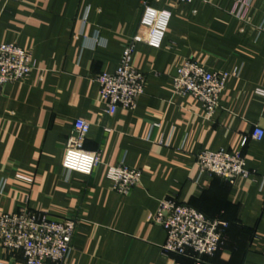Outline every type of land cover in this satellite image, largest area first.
<instances>
[{
  "label": "crops",
  "instance_id": "obj_1",
  "mask_svg": "<svg viewBox=\"0 0 264 264\" xmlns=\"http://www.w3.org/2000/svg\"><path fill=\"white\" fill-rule=\"evenodd\" d=\"M0 0V41L29 51L24 80L0 85V215L23 208L73 219L64 264H264V0ZM171 14L158 46L136 44L133 65L146 74L136 110L105 111L97 77L117 70L139 32L144 4ZM229 73L220 107L206 115L193 95L175 93L186 60ZM91 125L84 148L101 154L91 175L63 168L74 123ZM242 149L248 177L231 184L201 172L203 150ZM140 169L129 193L114 189L111 167ZM172 197L229 223L225 243L197 261L166 253L165 229L152 221ZM26 264L0 245V263ZM50 264V263H49Z\"/></svg>",
  "mask_w": 264,
  "mask_h": 264
},
{
  "label": "built area",
  "instance_id": "obj_2",
  "mask_svg": "<svg viewBox=\"0 0 264 264\" xmlns=\"http://www.w3.org/2000/svg\"><path fill=\"white\" fill-rule=\"evenodd\" d=\"M191 3L195 0H179ZM240 4L238 17H245L248 0H237ZM171 14L157 9L147 2L144 4L139 32L129 41L122 53L120 64L113 73H102L97 77L101 89V101L105 111L114 115L119 109L136 110L141 96L145 93L146 74L136 69L133 57L136 44L143 42L158 46L166 35ZM36 68L31 53L13 42L0 41V85L26 79ZM229 73L209 70L199 62L186 60L173 77L175 93L190 94L204 107L211 117L220 107V98L226 88ZM91 125L84 119L74 123V134L66 151L63 168L68 172L91 175L101 164V154L84 148V141ZM264 137V129L255 126L250 137L259 141ZM248 138H244L241 149L203 150L197 154L201 172L217 175L231 184L239 177H248L242 149ZM142 171L127 164L111 167L114 189L127 194L142 180ZM152 221L162 226L167 239L163 245L166 253L188 256L202 261L206 256L213 257L225 243L229 223L218 218H210L205 213L167 197L160 200L159 208ZM77 221H58L47 211H33L23 208L18 212L0 215V245L10 253L21 252L26 264H64L73 249V238ZM0 264H7L1 262Z\"/></svg>",
  "mask_w": 264,
  "mask_h": 264
},
{
  "label": "trees",
  "instance_id": "obj_3",
  "mask_svg": "<svg viewBox=\"0 0 264 264\" xmlns=\"http://www.w3.org/2000/svg\"><path fill=\"white\" fill-rule=\"evenodd\" d=\"M227 231V230H226Z\"/></svg>",
  "mask_w": 264,
  "mask_h": 264
}]
</instances>
